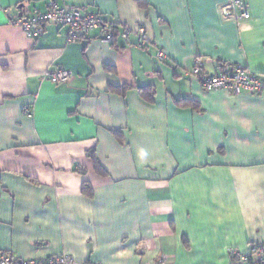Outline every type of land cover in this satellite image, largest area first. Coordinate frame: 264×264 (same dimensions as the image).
<instances>
[{
	"label": "crops",
	"instance_id": "1",
	"mask_svg": "<svg viewBox=\"0 0 264 264\" xmlns=\"http://www.w3.org/2000/svg\"><path fill=\"white\" fill-rule=\"evenodd\" d=\"M54 1L130 33L118 49L100 27L69 42L48 24L33 39L9 23L15 6L31 16L50 0H0V252L231 264L229 250L264 242V96L185 74L199 61L206 74L264 76V0H244L239 23L221 14L229 0ZM58 68L67 82L47 77Z\"/></svg>",
	"mask_w": 264,
	"mask_h": 264
},
{
	"label": "built area",
	"instance_id": "2",
	"mask_svg": "<svg viewBox=\"0 0 264 264\" xmlns=\"http://www.w3.org/2000/svg\"><path fill=\"white\" fill-rule=\"evenodd\" d=\"M48 5V9L44 13H35L31 16L25 15L22 8L17 5L15 6V14L11 16L9 23L20 27L26 36L33 39L40 38L45 33L48 24L65 27L69 42L85 38L91 30L108 25L99 14H88L77 7H59L54 0H50ZM221 14L224 18L234 20L237 23L250 17L245 8L244 0H229L221 7ZM135 32L139 40L138 46L144 47L147 44L144 26H138ZM129 33L130 31L127 28H122L121 37L126 39ZM99 39L104 43H110L112 41L111 33L107 31ZM156 57L164 59V51L157 48ZM185 74L195 77L202 89L206 91L225 89L235 95L264 96V76L253 74L240 65H236L230 70H220L214 74H206L198 61L189 70H186ZM70 75L71 73L68 70L58 68L48 73L47 77L54 83H63L69 80ZM23 112L26 116L31 115L28 107ZM263 256L264 242H256L250 245L245 253H240L234 249L229 250L230 260L237 257L242 264H253L255 260H263ZM248 257H252L253 261L252 259L248 260ZM0 264H74V261L64 254L51 255L41 260H20L9 253L0 252Z\"/></svg>",
	"mask_w": 264,
	"mask_h": 264
},
{
	"label": "trees",
	"instance_id": "3",
	"mask_svg": "<svg viewBox=\"0 0 264 264\" xmlns=\"http://www.w3.org/2000/svg\"><path fill=\"white\" fill-rule=\"evenodd\" d=\"M86 13V12H85ZM88 14H93V13H88ZM100 15V14H99ZM102 16V15H101ZM108 25H105V26H101L100 28H102V32H101V35L98 36V39L107 31H109L111 33V37H112V41L110 43H107L109 44L110 46L114 47V48H120L118 47V44H117V37L120 36L121 37V34H122V27H121V31H119V25L117 24H114L115 22L111 23V22H107ZM122 38V37H121ZM143 94V97L146 99V100H151L152 98V91L150 89H145L144 90V93L142 92ZM180 102L184 103V104H187V105H192V106H195V102L194 101H191V100H188V99H184V100H181ZM83 188L84 190H88L90 189L88 184L87 183H83ZM252 257H248V260H251ZM253 261V259H252ZM264 262V256H263V260H260V261H253V264H262ZM231 264H242V262H240L239 258L237 257H233V259H231Z\"/></svg>",
	"mask_w": 264,
	"mask_h": 264
},
{
	"label": "water",
	"instance_id": "4",
	"mask_svg": "<svg viewBox=\"0 0 264 264\" xmlns=\"http://www.w3.org/2000/svg\"><path fill=\"white\" fill-rule=\"evenodd\" d=\"M18 7L19 8H22V7H24V5L23 4H19Z\"/></svg>",
	"mask_w": 264,
	"mask_h": 264
}]
</instances>
